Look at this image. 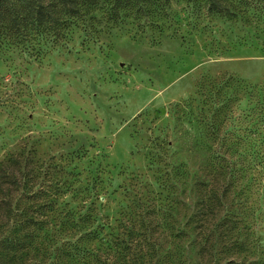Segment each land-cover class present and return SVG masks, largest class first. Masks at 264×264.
Here are the masks:
<instances>
[{"label": "rangeland", "instance_id": "rangeland-1", "mask_svg": "<svg viewBox=\"0 0 264 264\" xmlns=\"http://www.w3.org/2000/svg\"><path fill=\"white\" fill-rule=\"evenodd\" d=\"M171 8L161 35L0 36V161L34 195L1 178L0 202L28 213L0 264H64L79 245L127 264H264V33Z\"/></svg>", "mask_w": 264, "mask_h": 264}, {"label": "trees", "instance_id": "trees-1", "mask_svg": "<svg viewBox=\"0 0 264 264\" xmlns=\"http://www.w3.org/2000/svg\"><path fill=\"white\" fill-rule=\"evenodd\" d=\"M179 0H0V36H29L30 32L42 36L45 44L52 47L69 39L73 30L82 31L84 37L90 38L99 31L93 29L99 24L114 28H128L133 38L143 37L147 32L161 35L167 30L171 7ZM189 4L193 12L203 7L207 15L217 16L228 21H239L244 25L257 28L264 33V0H182ZM22 42V40H20ZM20 44V43H17ZM18 164L16 158L9 157L0 161V184L2 179H9L12 191L19 193L20 201L27 197L30 187L24 171L5 174V167ZM7 176V177H5ZM2 178V179H1ZM5 182V181H3ZM11 191V194H12ZM10 199L0 202V255L6 257L10 252L11 235L9 221L17 208H12ZM22 210L17 215L24 218L28 211ZM19 230L27 228L25 222ZM25 228V229H24ZM38 230V229H37ZM24 238V235H20ZM95 232H88L78 237L77 243H88L95 239ZM84 242V243H83ZM77 246V245H76ZM106 250L111 249L106 246ZM142 261L135 259L131 264ZM64 264H127L124 257L110 261L98 253L93 254L82 245L64 251ZM112 262V263H111Z\"/></svg>", "mask_w": 264, "mask_h": 264}]
</instances>
